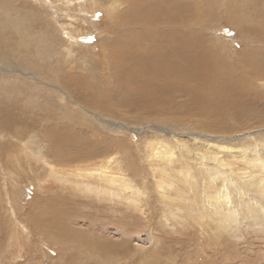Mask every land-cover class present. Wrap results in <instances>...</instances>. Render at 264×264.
<instances>
[{
	"label": "rangeland",
	"instance_id": "obj_1",
	"mask_svg": "<svg viewBox=\"0 0 264 264\" xmlns=\"http://www.w3.org/2000/svg\"><path fill=\"white\" fill-rule=\"evenodd\" d=\"M96 1V6L93 0L73 1L69 10L64 0H0V13L2 8L15 12L21 24L28 25L23 28L24 40L20 30L14 32L11 24L12 29L0 19V264H264V230L260 226L254 230L243 226L228 235L211 215V233H203L187 215L193 208L195 214L204 213L200 204L205 189L225 195L223 180L230 168H219L216 161L200 157L204 153L234 165L237 177L243 167H248V175L258 176L259 186L247 190L246 201L264 196L260 166L254 168L242 157L246 149L255 154L251 159L264 157V149L257 146L264 142V0H237L239 9L233 4L238 11L234 15L229 13L230 0L169 5L165 0H123L130 3L121 2L129 24L118 16L110 19L106 10L113 0ZM146 12L169 13L156 23ZM28 18H32L29 23ZM162 27L163 33L154 35ZM39 31L50 32L55 43L45 59L37 58L40 46L32 37ZM144 36L153 38L145 42ZM126 41L132 51H141L143 59L137 63L148 70H152L148 58H162L166 46L179 47V59H165L174 68L180 66L181 80L173 82L175 88L169 85L173 79L168 72L152 70L157 76L148 71L135 73L127 60L121 68L129 74L121 79L119 70L110 65L117 59H106V46L113 43L121 48ZM155 48L161 51L157 54ZM70 50H75L72 56ZM252 58L260 59L261 65L253 68ZM229 64L238 68L228 69ZM151 83L156 86L150 95L144 86ZM32 138L44 146L41 152L46 163L35 160L27 164L25 158L33 150L18 153L23 151L20 144L33 149ZM161 143L171 146L169 152L178 153L173 165L149 157L152 147ZM179 143L192 153L182 150ZM217 146H232L236 154ZM241 146L243 150L236 152ZM100 147L108 153L91 161L97 165L94 173L98 164L115 156V166L110 163L107 167L114 172L121 168L122 179H129L143 193L132 204L121 196L107 199L67 182L80 180L76 177L79 169L85 168L86 158ZM11 154V164L6 163ZM75 155L80 160L75 161ZM180 157L202 179L186 182L179 174ZM47 164L62 171L60 178L65 179L50 180ZM8 170L15 174H7ZM216 171L223 172V179L213 182L219 186L215 190L211 182ZM94 176V186L111 189L106 179ZM15 179L20 194L11 190ZM91 179L86 180L94 182ZM160 179L166 186L173 185L164 195L158 189ZM242 182L243 188H249ZM9 196L17 206H9ZM218 205L230 211L229 203L223 202H214L211 210L215 212ZM12 230L18 236L13 240ZM62 231L75 232L76 237L71 236L79 240L62 237ZM8 242L13 247L8 248Z\"/></svg>",
	"mask_w": 264,
	"mask_h": 264
},
{
	"label": "bare ground",
	"instance_id": "obj_2",
	"mask_svg": "<svg viewBox=\"0 0 264 264\" xmlns=\"http://www.w3.org/2000/svg\"><path fill=\"white\" fill-rule=\"evenodd\" d=\"M35 1V0H34ZM60 1V0H59ZM66 2V5L68 7V9L70 10L72 8L71 6V2L73 1H77V0H64ZM80 1V0H78ZM237 0H230V10H229V13L232 15L234 14H237L238 11L236 12L234 9L236 7H238L237 9H239V6L236 2ZM121 2L122 4L126 3V4H130L128 1H123V0H113L111 5L108 6L107 8V13L110 16L113 17V19L115 18V16H118L120 17V19L122 20V22H124L125 24L129 22L131 23V21H129V19H127V17L125 16V13L121 10ZM166 4L169 5L173 2H181V3H188L187 0H165ZM93 3L94 5L96 6L97 5V1L96 0H93ZM233 4L236 6V7H233ZM63 4H61L62 6ZM63 5V7H65ZM80 7H81V4H80ZM66 8V7H65ZM82 8V7H81ZM227 8V9H229ZM2 12L0 13V19H3V20H6L7 23H9V27H12L14 28V32H17L19 31L20 33V36H22L25 40V37H24V34L23 33H26L25 31H23V28H25L24 26L27 25H23L24 23L21 24V19L19 17V15L15 12L11 13L10 11L8 10H4V8L1 9ZM243 10V8H242ZM68 11V10H67ZM72 12V11H71ZM132 14H133V9L131 10ZM3 13V14H2ZM8 13V15L6 14ZM64 13V12H63ZM169 12H165L162 16H159V15H156V14H148L147 12L145 13L146 17H153L156 19V23H158L161 19H165L167 14ZM85 14V13H84ZM10 18H8V17ZM21 16H25V15H21ZM67 16L64 15V17ZM237 16V15H236ZM25 18V17H24ZM72 18V17H71ZM85 18V17H84ZM139 17H137L138 19ZM32 18H28L27 19V23H29L31 21ZM73 19V18H72ZM110 19H112L110 17ZM26 21V19H25ZM89 22V21H88ZM115 22V21H114ZM69 23V22H68ZM156 23H155V26H156ZM11 24V25H10ZM70 25V23H69ZM72 25V24H71ZM28 26V25H27ZM8 27V28H9ZM11 27V29H12ZM67 27V26H66ZM128 28H129V25H128ZM162 31L157 28V31L154 32V35L158 36V33L161 34L163 33V31L165 30L164 27H162ZM34 29V28H33ZM250 29V28H249ZM264 29V27H263ZM67 30V28H66ZM251 30H254L253 28H251ZM256 31V30H254ZM253 32V31H252ZM250 31V33H252ZM257 32V31H256ZM74 33V32H73ZM255 32H253L254 34ZM68 34H71L70 32ZM171 35L174 37V35L171 33ZM258 35V34H257ZM36 42V44H38V46H40L38 48V50H36V54H37V58L38 59H45L46 57H48L50 55L51 52L49 51H52V48H53V45L55 44L53 42V37L52 35L50 34V32H48V34H45L43 33L42 31H39L37 33H35L33 36H32ZM74 37V36H73ZM256 37V36H254ZM83 38V37H82ZM145 39V42H147L150 38H153L152 36H144L143 37ZM156 38V37H155ZM168 38V37H166ZM32 40V39H31ZM81 41V38L79 39ZM85 40V39H84ZM82 40V41H84ZM131 41V40H130ZM73 44L76 45L77 43V40L75 39V41H73ZM132 42V41H131ZM120 43V42H119ZM137 43V42H136ZM31 44V43H30ZM78 44V43H77ZM106 44V43H104ZM157 44V43H156ZM124 46H122L121 48H116L114 47V44L113 43H110L106 46V49H107V55H106V59H117L116 61L113 60V63H110L111 65V68L113 70H119V72L122 74V76L120 77L121 79H126L128 74H129V71L126 70L125 68H121V65L124 63L123 60H127L128 63L131 65V68L130 70H132L133 72H140V71H143V72H146L148 71L149 73H153V75L157 76L156 73H166L168 72V74L170 75V77L173 79V81H170L169 80V85H171V87L174 89L175 87L173 86V82L176 81V80H181V76L179 75V72H178V68H180V66H178L177 68H174L172 66V64L170 62H168L167 60H165L166 58L168 59H179V56H180V48L179 47H176L175 45H170V46H166L165 49H163V52H165L164 56L160 59H149L146 60L147 63H149V66L150 68L155 71L156 73H154L152 70H148L147 67H143V64L142 62L141 63H137V59H143L141 58V51H132L131 50V44L129 42H125L123 44ZM158 46V45H157ZM160 48V47H159ZM169 48L171 49V52L169 50ZM36 49V48H35ZM49 50V51H48ZM75 51V50H74ZM73 50H70L68 51L69 53V56H72L73 53H74ZM153 51H156V53L158 54L161 50L158 49V48H155ZM191 53V52H190ZM29 54V53H28ZM27 54V55H28ZM24 55V54H23ZM192 56V54H189ZM160 57V56H158ZM157 57V58H158ZM241 58V57H240ZM239 58V59H240ZM191 59V58H190ZM195 59V58H194ZM218 59V58H217ZM242 59V58H241ZM246 59H251V58H246ZM253 59V58H252ZM47 60V59H46ZM45 60V61H46ZM260 60V59H259ZM258 59H253V61L251 62V66L253 68H255L256 66L255 65H258L260 64V61ZM75 62V61H74ZM81 63V61H80ZM243 63V62H242ZM247 63V61H245V64ZM264 64V63H263ZM54 65V64H53ZM239 65V64H237ZM261 65V64H260ZM259 66V65H258ZM110 67V66H109ZM234 68H238L236 65H228V69H234ZM7 69V68H6ZM240 71V70H239ZM114 73V72H113ZM219 74V71H217L214 75H218ZM77 75V74H76ZM243 77L245 76L243 70L241 69V74ZM145 76L147 75H144L142 76L141 78H144ZM152 77V76H151ZM129 78H132L131 76ZM139 78V77H138ZM116 79V78H115ZM161 80V79H160ZM151 82H154V80H151ZM162 81V80H161ZM114 82V81H113ZM172 82V84L170 83ZM181 83V82H180ZM163 83L159 84V86H162ZM156 84L155 83H151L149 84L148 86H144L145 88L147 87L148 89V92L149 94L151 95L153 92H155V90L153 91V87H155ZM166 86V85H165ZM74 88V87H73ZM178 88V87H177ZM176 88V89H177ZM157 93V92H156ZM159 93V92H158ZM157 93V94H158ZM170 92H167V94H169ZM66 106V105H65ZM86 108V107H85ZM65 123V122H64ZM69 127V126H68ZM54 129V128H53ZM55 130V129H54ZM57 131V130H56ZM56 131H54L56 133ZM59 131V129H58ZM53 131L50 132V133H54ZM58 133V132H57ZM60 133V132H59ZM62 133V132H61ZM55 135V134H54ZM52 135V137L54 136ZM51 138V137H50ZM51 141V140H50ZM21 142V141H19ZM30 143V142H29ZM28 143V144H29ZM31 143H32V148L33 149H29V147L27 146V143L25 144H20L22 146V149L23 151H18V153L20 154L21 152L24 153L25 151H27V154L30 153L32 150L34 153L32 154H28L27 157L25 158L26 159V163L31 165V162L35 161L36 162H41V163H46V157L44 155H42V144L41 142H37V140L35 141L33 138L31 139ZM165 143V142H164ZM164 143H161L159 147H157V145H154L152 147V152L151 154L149 155L150 158H153V159H156L157 161H164L166 162L165 164H171L173 165L174 161L178 158L177 154H173L171 152H169L168 150H172L171 149V146L168 147V145L164 144ZM105 144V143H104ZM181 143H179L180 145ZM257 144V143H256ZM30 145V144H29ZM240 145V144H239ZM104 146V145H103ZM257 146L260 147L261 151L264 149V142L262 141L260 144H257ZM99 147V146H98ZM125 147V146H124ZM181 148H183L182 150H186V152L188 151V147L185 145V144H181L180 145ZM221 149H224L225 152H228L230 154H236L235 151H232V150H235L232 146H231V149H228L227 146L225 147H221V146H217ZM236 147V146H235ZM96 148V147H95ZM127 148V147H126ZM94 149V148H93ZM124 149V148H123ZM240 150H237L236 149V152H241L243 150L242 146L239 148ZM21 150V149H20ZM80 150V149H79ZM54 151V150H53ZM58 151V150H56ZM55 152V151H54ZM110 152V151H109ZM183 154L182 156L185 154L184 151H182ZM59 153V152H58ZM90 153V151H89ZM88 153V154H89ZM108 153L107 150H102V147L98 148L97 150L91 152L88 156V158H86V155L85 158V162H86V166L84 169H79L80 171L76 174V177L77 179L80 178V180H77V181H67L68 183L70 184H75V186H84V188L90 192H99L100 195H103L105 196L107 199H111L113 198L114 196L115 197H119L121 196L123 199H125L127 201L128 204H132V201L135 199L136 200V195H143V193L139 190V189H136L134 187V185L132 184L133 182L130 183V180L129 179H126V178H123L122 179V174H121V171L119 172L120 169L117 168V172H114L113 169L111 168H108L107 166L110 165V163H112V161L115 159L114 157H111L109 160H106V161H103V163L101 164H98V167L97 169L95 170V173H94V167H96L97 165L95 163L93 164H90L92 160H94L96 158V155H101V154H106ZM188 153H192L191 151H188ZM179 154H180V151H179ZM261 154V153H260ZM177 155V156H176ZM255 154H253V151L251 149H246L244 151V155L242 156L243 157V162L244 163H248L250 164L252 167L254 166H260L259 169H261V173L263 172V177L261 179L263 185H264V165L261 163L263 160H264V157L263 156H260L259 157H254L253 159L250 158V156H253ZM262 155V154H261ZM76 156V157H75ZM73 157V159H75V161L77 160H80V158L75 155ZM117 156V155H116ZM181 156V157H182ZM13 154L11 155H8L7 158H6V163H9L11 164V159L13 158ZM83 157H84V154H83ZM180 157V160H183V164H182V167L180 168V172L179 174L184 178V180L187 182L188 179H195L194 182H196L199 178L202 179V177H198L195 176V172H198V171H195V167L191 166L187 160L185 161V159H181ZM200 157L204 158L205 160H211V161H216V164H218L219 168H225L227 166H229L230 170L229 172L226 174V176L224 177V180H223V189H224V193L225 195H219V193L217 194H213V193H209L207 191V189H205L203 191L205 198H204V201H202V203L200 204L201 206V209L200 210H204V215L199 211L198 213L200 214H195V210L197 209H191V207H189L191 210L190 212H188V216L192 219L193 222L196 223V225H199L201 227V230L203 233L205 232H208L210 231L209 230V227H210V224L211 223V215L213 217L214 220H216V222L219 224V229L223 230L222 232H225L226 234H235L237 231H238V228H242L243 226H245V229L248 228V229H255L257 226H260V230H264V196H262V200H256V201H253V200H250L248 199V201H246V198L247 196H249V193L247 192V190H250V192H252V190L256 187L259 186V183L260 181H258V176H256L255 174H250L248 175L249 173V169L248 167L246 168H241V174H240V177H237L236 175V171L233 169L234 165L230 167V164L229 163H225L224 161L220 160V158L218 157H214V156H209L207 153H204L203 155H201ZM250 158V159H247V158ZM102 158V157H101ZM33 159V160H32ZM60 159V158H59ZM103 159V158H102ZM201 159V158H200ZM257 159V162H255L256 164H253L254 163V160ZM202 160V159H201ZM25 161V160H24ZM31 161V162H30ZM185 161V162H184ZM17 162H18V166H20L21 168V158L17 159ZM35 162V164H37ZM52 162V161H51ZM60 162V161H59ZM62 162V161H61ZM72 162V161H71ZM98 162V161H97ZM101 162V161H99ZM3 163V162H2ZM54 163V162H53ZM114 163H115V160H114ZM114 163H112V167L114 165ZM197 164V163H196ZM13 166V165H12ZM115 166V165H114ZM196 166V165H195ZM200 166V165H199ZM198 166V167H199ZM3 167V166H1ZM57 167V166H56ZM251 167V168H252ZM18 168V167H17ZM47 168H49V171H50V180L53 179V181L55 180L56 182L61 180L62 178L65 179V177H62L60 178V174L62 173V171H58L54 165H51V164H47ZM59 168V167H58ZM81 168V167H80ZM156 169L158 168L155 167ZM201 168V167H199ZM255 168V167H254ZM8 168L6 167V170ZM13 169V168H12ZM126 170V169H125ZM154 170V169H153ZM152 170V171H153ZM222 170V169H221ZM5 171V170H4ZM162 171L164 172L165 169H162ZM239 171V170H238ZM14 173V171H11ZM7 172V174L11 175L12 176V173ZM20 172V171H19ZM26 172V171H25ZM123 172V171H122ZM161 172V176L162 177H165L164 176V173ZM259 172V171H258ZM185 173V174H184ZM6 172H2L1 171V175L3 177H6ZM15 174V173H14ZM18 174V173H16ZM94 174H97L98 176H100V178H104L106 179V181H104L102 179V181H104L105 183H109L107 185V188H111V189H114V190H109V189H105V188H102L104 186L101 187L100 184H98L101 188H98L96 186L93 185V183H97L95 181V176ZM45 175V174H44ZM15 176V175H14ZM47 176V175H46ZM94 176V177H93ZM200 176V175H199ZM221 176H223V172H220V171H216V175L213 177L212 179V182H211V186H213V188L215 189L216 186L219 188L218 185L214 186L213 182L214 181H219L221 179H223ZM49 177V176H48ZM48 177H45L48 178ZM125 177V176H124ZM196 177V178H195ZM88 178H92L91 180H93L94 178V182H89L87 181ZM260 178V177H259ZM11 179H13L11 177ZM62 179V180H64ZM87 179V180H86ZM210 179H211V176H210ZM9 180V179H8ZM35 180V179H34ZM48 180V179H47ZM46 180V181H47ZM85 180L87 182H85ZM90 180V179H89ZM5 181L7 180H4V183ZM46 181L44 183H46ZM98 181H101L100 179H98ZM242 181H246L249 185V188L245 187L243 188V186L241 184H244V182ZM103 182V183H104ZM12 187H11V190L12 192L14 193H18V190L17 188L15 187V185H17L19 183L18 179H15V181H12ZM33 183V182H32ZM31 183V184H32ZM102 183V184H103ZM37 184V183H36ZM40 184H42V182H40ZM58 184V183H57ZM7 185V184H6ZM96 185V184H95ZM157 185H158V189H159V192L161 195H164L165 193H167L168 191V187L171 188L173 187L172 184H168V186H166V184L164 183V180H159L157 181ZM59 187V186H58ZM106 187V186H105ZM136 189V190H135ZM2 190V189H1ZM7 190V189H6ZM21 190V189H20ZM19 190V191H20ZM39 190V189H38ZM135 190V191H134ZM216 190V189H215ZM8 191V190H7ZM11 192V191H10ZM3 193V192H2ZM125 193L124 196H122V194ZM12 195V194H11ZM84 195V194H83ZM97 196V194H95ZM13 196V195H12ZM197 196V195H196ZM8 197V196H7ZM103 198V197H102ZM164 198V197H163ZM167 198V197H165ZM8 199V198H6ZM12 198H10L9 196V203L10 204L9 206L11 207H15L17 206L16 204H14L13 201L12 202ZM17 200V199H15ZM181 200H184L183 198ZM206 200H208V205L206 207L205 204L207 203ZM196 201V200H195ZM18 202V201H17ZM214 202H223L225 204H228L230 205V211L228 210H225L224 211V208H222L220 205H218L219 208H216L215 212H213L211 209V206H213V203ZM19 203V202H18ZM198 202H196L197 204ZM20 205V204H19ZM8 206V207H9ZM194 207V206H193ZM197 207V206H196ZM178 210H180V208H177ZM8 210V208H7ZM18 210V208H17ZM22 210V209H21ZM46 210V209H45ZM9 211V210H8ZM20 211V210H19ZM212 211V212H211ZM14 212V211H13ZM16 213V212H15ZM14 214V213H13ZM57 215V213H56ZM42 216L43 218V215H40ZM50 216V215H49ZM169 215H167L168 217ZM173 216V214H172ZM68 217V216H66ZM174 217V216H173ZM175 218V217H174ZM205 218H207V221L205 220ZM176 219V218H175ZM38 221V220H37ZM11 222V221H10ZM39 222V221H38ZM45 222V220H44ZM204 222H207V225L204 224ZM21 224V222H20ZM47 226V225H46ZM65 228V227H64ZM72 228V227H70ZM73 229V228H72ZM77 229V228H76ZM19 230V229H18ZM17 230V231H18ZM14 230L11 231V236H10V239L13 240L14 236L15 237H18L15 235V233L13 232ZM81 231V230H80ZM60 232V231H59ZM63 234H62V237L66 238V239H73V240H79V238H74L72 237L71 235H74L76 237V233L73 232V231H62ZM215 233L217 234H221L219 233V231H215ZM80 233V232H79ZM211 233V231L209 232ZM17 234V233H16ZM18 235V234H17ZM208 235V234H207ZM211 235V234H209ZM21 236V235H20ZM10 242V240H9ZM8 242V243H9ZM101 242V241H100ZM94 243V241H93ZM112 245V244H111ZM9 246L13 247V244L12 243H9L8 244V248ZM114 246V244H113ZM113 248V247H112ZM107 253V252H106ZM11 254V253H10ZM6 255V254H5ZM105 255V254H104ZM112 255V254H111ZM108 257V256H107ZM42 261V260H41ZM110 262V261H109Z\"/></svg>",
	"mask_w": 264,
	"mask_h": 264
}]
</instances>
